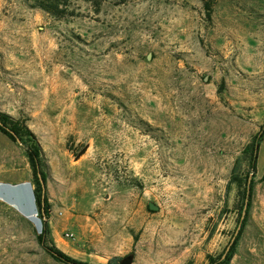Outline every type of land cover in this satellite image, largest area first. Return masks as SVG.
Masks as SVG:
<instances>
[{
	"label": "rangeland",
	"instance_id": "374dc122",
	"mask_svg": "<svg viewBox=\"0 0 264 264\" xmlns=\"http://www.w3.org/2000/svg\"><path fill=\"white\" fill-rule=\"evenodd\" d=\"M209 1L70 0L59 19L0 0V112L45 152L50 245L90 264H210L231 250V179L264 124V0ZM24 181L25 148L0 131V183ZM41 229L0 200V264H63ZM230 264H264L257 170Z\"/></svg>",
	"mask_w": 264,
	"mask_h": 264
},
{
	"label": "trees",
	"instance_id": "16d2710c",
	"mask_svg": "<svg viewBox=\"0 0 264 264\" xmlns=\"http://www.w3.org/2000/svg\"><path fill=\"white\" fill-rule=\"evenodd\" d=\"M69 1L70 0H36L35 7L43 10L53 17L63 19L68 15H74V12H69ZM203 1L206 8L210 10L211 2L209 0ZM0 131L13 141L20 139L29 159L34 177V184H32L34 187L32 198L35 205L34 213L30 215L29 218H35L42 227L40 233L37 235L39 244L45 249L46 253L57 262L63 264H90L67 255L57 246L50 245L47 241V232L43 227H45V219L49 218L50 213V204L47 197L49 165L37 135L27 125L25 120L16 118L5 112H0ZM259 140L260 135L256 136L254 141L245 149L247 150L246 153L248 155L249 169L246 170L242 176L234 175L231 179L232 183H236L237 185V199L241 202V208L238 215V227L241 225V228L236 235L235 241L231 246V250L226 254V256L223 254L218 258L209 257L210 264H230L240 238L245 231L247 221L249 219V212L252 206L255 173L258 162ZM1 193L8 198L17 200L26 199L28 196L27 188L22 186L17 188H5ZM35 215H37V217H35ZM109 264L122 263L119 258H114L109 262Z\"/></svg>",
	"mask_w": 264,
	"mask_h": 264
},
{
	"label": "crops",
	"instance_id": "0c3cea01",
	"mask_svg": "<svg viewBox=\"0 0 264 264\" xmlns=\"http://www.w3.org/2000/svg\"><path fill=\"white\" fill-rule=\"evenodd\" d=\"M261 135L262 136L259 140L258 162H257V169H256L257 175L259 174L264 175V124H263ZM259 161H261L262 165L259 164ZM258 164L261 167L260 170L258 168L259 166ZM20 186L27 188L28 196L26 199H20V200L12 199V198L6 197L4 194L1 193L5 188H17ZM33 189L34 187L32 183L29 181L19 182L15 184L0 183V200L3 203L12 206L24 216L29 217L30 215L34 213V209H35L34 201L32 198Z\"/></svg>",
	"mask_w": 264,
	"mask_h": 264
},
{
	"label": "water",
	"instance_id": "95a60500",
	"mask_svg": "<svg viewBox=\"0 0 264 264\" xmlns=\"http://www.w3.org/2000/svg\"><path fill=\"white\" fill-rule=\"evenodd\" d=\"M17 142L20 143V144H22L21 141H20V139H17ZM149 209H150L151 211H158V210H159V207H158L156 204H154V203H150V204H149ZM244 215H245V211H244ZM240 228H241V225L238 227V229H237V231H236V234H235L233 240L231 241L229 247L227 248L226 253L230 250V247H231V245L233 244V242L235 241L236 235L238 234ZM225 256H226V254H225ZM130 262H131V259H130V258H126V259L123 261L122 264H130Z\"/></svg>",
	"mask_w": 264,
	"mask_h": 264
}]
</instances>
